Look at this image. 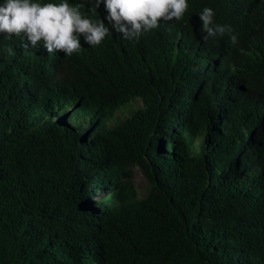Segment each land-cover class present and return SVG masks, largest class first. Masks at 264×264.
Here are the masks:
<instances>
[{
    "label": "trees",
    "instance_id": "obj_1",
    "mask_svg": "<svg viewBox=\"0 0 264 264\" xmlns=\"http://www.w3.org/2000/svg\"><path fill=\"white\" fill-rule=\"evenodd\" d=\"M188 4L71 57L0 36V264H264V0Z\"/></svg>",
    "mask_w": 264,
    "mask_h": 264
},
{
    "label": "clouds",
    "instance_id": "obj_2",
    "mask_svg": "<svg viewBox=\"0 0 264 264\" xmlns=\"http://www.w3.org/2000/svg\"><path fill=\"white\" fill-rule=\"evenodd\" d=\"M92 14L103 5V19H92L81 12L83 5L69 0H0V36L22 37L25 47L42 43L48 54L62 51L71 57L83 48L81 38L90 47H97L119 33L129 41L159 27L163 21H181L188 10V0H91ZM198 20L205 33L203 39L229 34L233 44L237 36L231 26L215 21V11L204 7ZM106 21V23H105Z\"/></svg>",
    "mask_w": 264,
    "mask_h": 264
},
{
    "label": "rangeland",
    "instance_id": "obj_3",
    "mask_svg": "<svg viewBox=\"0 0 264 264\" xmlns=\"http://www.w3.org/2000/svg\"><path fill=\"white\" fill-rule=\"evenodd\" d=\"M133 184L135 189L139 192L140 195H143L146 190L149 188V184L146 180L144 173L139 169V167H133Z\"/></svg>",
    "mask_w": 264,
    "mask_h": 264
}]
</instances>
